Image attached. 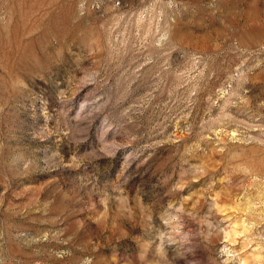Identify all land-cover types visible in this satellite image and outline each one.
Instances as JSON below:
<instances>
[{"label": "rangeland", "instance_id": "rangeland-1", "mask_svg": "<svg viewBox=\"0 0 264 264\" xmlns=\"http://www.w3.org/2000/svg\"><path fill=\"white\" fill-rule=\"evenodd\" d=\"M0 264H264V0H0Z\"/></svg>", "mask_w": 264, "mask_h": 264}]
</instances>
